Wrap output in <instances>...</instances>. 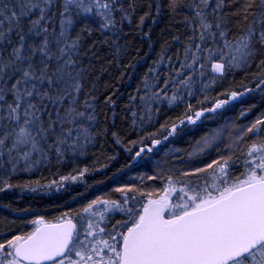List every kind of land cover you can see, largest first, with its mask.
Listing matches in <instances>:
<instances>
[{
  "label": "snow or ice",
  "instance_id": "1",
  "mask_svg": "<svg viewBox=\"0 0 264 264\" xmlns=\"http://www.w3.org/2000/svg\"><path fill=\"white\" fill-rule=\"evenodd\" d=\"M115 4L116 0H0V169L8 163L15 172L24 161V170H30L39 163L34 154L46 159L54 150L60 156L66 150L75 151L81 138L88 142L89 130L81 121L94 117L78 107L82 32L90 34L86 25L94 22L92 16L101 18L102 30L113 28ZM181 5L194 13L198 25L191 26L193 35L183 52L185 63L176 74L192 73L180 83L190 87L193 76L203 77L206 68L222 76L228 69L248 67L256 60L264 74V0H245L243 19H254L231 39L223 12L226 0L188 4L169 0L173 10ZM78 25L85 27L73 36ZM149 87L146 81L145 88ZM237 96L231 93L233 100ZM158 98L155 92L141 97L147 103ZM228 102L221 101L208 111ZM84 107L91 106L85 101ZM195 115L199 119L203 112ZM189 121L195 123L191 117ZM175 131L172 128L168 135ZM245 131L254 139L240 176L229 175L228 169L237 161L228 157L207 166L213 170L211 183L205 177L202 184L189 182V191L179 189L187 197H180L182 203L171 201L170 194L177 191L171 182L163 196L149 198L139 209L93 200L82 213L100 219L86 217L83 239L67 215L55 224L33 221L41 226L0 243V264H264V118ZM210 143L205 138L204 146ZM200 172L207 169L197 168L186 175ZM109 204L126 212L128 218L112 225L123 231L109 232L105 239L98 234L106 233L101 221L110 209L100 211L97 206Z\"/></svg>",
  "mask_w": 264,
  "mask_h": 264
},
{
  "label": "trees",
  "instance_id": "2",
  "mask_svg": "<svg viewBox=\"0 0 264 264\" xmlns=\"http://www.w3.org/2000/svg\"><path fill=\"white\" fill-rule=\"evenodd\" d=\"M244 2L226 0L223 12L227 13L230 39L254 19H243ZM113 8V28L102 30L101 18L92 16L94 22L86 25L90 34L82 32L78 107L94 117L81 121L89 130V140L81 138L75 151L69 149L60 156L54 150L46 159L34 154L39 163L33 164L32 170H24L25 165L19 163L11 172V165L5 163L0 169V187L4 189L0 191V243L34 231L37 225L32 222L37 219L52 224L65 215L77 225L83 239L86 217L96 218L83 214L82 209L93 200L139 209L149 198L160 196L170 182L185 191L192 186L189 182L202 184L205 177L211 183L213 170L207 166L213 161L228 157L237 161L228 169L232 177L244 171L242 162L248 159L245 153L254 139L245 130L264 118V74L259 60L248 67L228 69L222 76L206 68L203 77L195 75L191 86H185L179 81L192 70L182 76L176 73L185 63L183 52L193 35L191 26L198 25L194 13L183 5L173 10L169 0H116ZM84 27L78 25L72 35ZM153 92L159 94L158 99L151 103L141 99ZM233 92L238 94L234 100ZM224 100L229 102L222 108L208 111ZM85 101L91 107L85 108ZM197 112H203L199 119ZM223 124L243 128L236 149L230 151L222 142L202 154L192 153L203 137ZM172 128L176 131L169 136ZM197 168L207 172L186 175ZM121 188L126 191L117 190ZM177 196L184 197V193L178 191ZM105 217L101 225L106 233L98 236L107 239V233L114 230L112 225L126 220L128 214L113 209L105 212Z\"/></svg>",
  "mask_w": 264,
  "mask_h": 264
},
{
  "label": "rangeland",
  "instance_id": "3",
  "mask_svg": "<svg viewBox=\"0 0 264 264\" xmlns=\"http://www.w3.org/2000/svg\"><path fill=\"white\" fill-rule=\"evenodd\" d=\"M242 131L243 128L241 127H232V125L230 124H223L217 128H215L209 135L203 137L194 147L192 153L197 155V154H202L206 151H208L209 149H211L213 146H215L216 144L225 143V147L226 149L233 151L234 149H236L239 145V143L241 142V137H242ZM205 138H208V140L211 141V143L207 146L205 145ZM21 164L25 165L24 161H20ZM30 170H32L30 168ZM170 184L167 185V187L161 192L160 196H158L157 198H153V199H158L159 197L163 196L165 191L169 188ZM171 186L175 187L177 189L176 192L171 193L170 194V199L173 203H182L183 201L180 199L179 196H177L179 189L177 188L176 185H174L173 182H171ZM107 208H109L111 211L113 210L112 208L109 207V205L105 206ZM105 207H102L101 205H99L98 210L104 209ZM167 215V213H166ZM96 220L95 221H99V216L95 217ZM41 220V219H37L36 221ZM37 227H39L40 225L36 224ZM102 226V225H101ZM118 231H123V228H116L114 229L112 232L113 235L116 234V232ZM119 236H116V241H118ZM116 241H110L111 243H116Z\"/></svg>",
  "mask_w": 264,
  "mask_h": 264
},
{
  "label": "water",
  "instance_id": "4",
  "mask_svg": "<svg viewBox=\"0 0 264 264\" xmlns=\"http://www.w3.org/2000/svg\"><path fill=\"white\" fill-rule=\"evenodd\" d=\"M57 223H59V222H57ZM52 224H55V223H52ZM75 224V223H74ZM40 227V226H39Z\"/></svg>",
  "mask_w": 264,
  "mask_h": 264
}]
</instances>
